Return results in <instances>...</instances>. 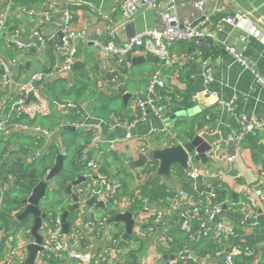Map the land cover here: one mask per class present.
Wrapping results in <instances>:
<instances>
[{
  "label": "crops",
  "instance_id": "crops-1",
  "mask_svg": "<svg viewBox=\"0 0 264 264\" xmlns=\"http://www.w3.org/2000/svg\"><path fill=\"white\" fill-rule=\"evenodd\" d=\"M155 1L158 4L157 8L144 6L133 19L126 21L120 10L121 0H37L38 3L35 5H30L28 0H15L14 10L7 15L8 28L6 38L0 42V57L7 61L15 60L11 63L10 71L14 80L29 81L36 71L48 70L61 61L53 43L61 38L60 28L66 21V11H70L72 15L73 29L86 30L90 38H98L102 42L113 37L115 41L124 44L131 36L145 28L164 27L159 11L165 8L166 0ZM196 1L176 0L182 23L198 24L202 20V14L195 6ZM205 1L207 12L211 16L207 30L212 32V39L217 48L207 58H204L199 50L191 51L193 43L183 40L176 42L171 48V53L177 61L172 65H162L156 56L147 53L144 48L140 54L128 57L124 64L119 65L107 59L98 45L90 39L82 41L79 43L77 61L70 77H74L73 85L81 87L87 97L78 103L71 99L67 100L76 104L73 109L75 111L69 110L66 113L70 117L62 118L61 124L52 130L54 135L51 138L46 137V143L42 148H38L37 143L33 141L29 143L24 137L14 136L12 133L20 130L15 125H11L8 130L0 131V143L7 144L13 137L8 145L13 149L11 153L7 152L4 155L6 160L19 158L22 163L27 164L38 155L37 152H45L48 149L47 145L52 141L56 142L59 154L65 155L63 173L49 181L48 192H52L53 199L56 198L67 207L69 229L83 220L94 221L95 227L85 230L79 240L73 243L71 254L67 258L69 262L58 258L65 262L64 264H84L82 254L89 255V260L85 264H97L104 254L106 239L110 236L118 239L121 236V241H127L126 244H122L124 254L130 247L138 248L140 259L146 264H223L222 254L234 245L256 250L257 256L244 258V263L264 264V199H262L264 130L247 134L240 145L232 142L224 144L215 156H212L213 153L210 151L206 152V157L202 159L196 157L197 152H194L196 165L202 174L197 180L195 190L197 196L190 195L184 201L178 200V193L183 184L186 181L188 183L187 169L174 164L171 167V174L166 176L158 172L161 165L159 159H148L141 167L134 165L140 153L149 154L155 149L176 145L179 142L185 143L188 138L193 141L200 137L202 144L213 147L228 135L241 131L238 121L241 114L250 119L264 117V88L258 83L254 71L255 69L264 75V0ZM31 8L37 11L40 8L45 9L51 18L50 21L40 24L39 15L27 12ZM236 14L245 17L228 20L230 16ZM38 26L49 42L45 52L39 53L34 48L23 51L9 45L8 40L12 31L20 29L19 36L22 39L32 40L33 31ZM228 45L234 46L247 60L254 63V68H245L227 49ZM136 58L140 60L132 61ZM205 60L209 62L215 77L214 82L208 86L211 91L208 94L203 92L206 87L202 75L200 76ZM157 70H161L162 78L167 84L164 88L189 93L193 102L191 107L182 110L186 113L176 120L173 119L171 124L166 122L172 114H176L171 110V105L163 116L159 117L149 111L145 118L135 105L138 97L144 95L146 97L149 94L151 77ZM82 72L85 73L83 76ZM15 94L14 85H9L4 90L0 87V116L8 111L6 105ZM113 94H118V98L111 102L114 105L109 108L108 113L97 116L90 111L99 106L94 102L95 95L106 97ZM57 102L56 108L63 113ZM118 112L119 115H126L131 120L115 117ZM72 115L79 119H73ZM136 119L139 121L131 129L133 137L128 142L118 145L115 150L106 148L102 159L105 173L122 185L119 197L104 205L98 200L89 204L88 201L92 197L86 198L81 209L72 210L74 200L65 190L69 183L84 174L81 170L80 174L73 178L75 171L72 170V164L68 159V165L65 164L68 146L64 141L66 137L74 134H85L88 131L93 133L94 130L77 129L71 123L85 120L94 124L101 123L103 137L108 139L124 135L126 132L125 127L114 125L115 121L130 124ZM178 121L185 122L183 128L177 125ZM200 124L202 125L199 126ZM44 127L48 128L45 125ZM188 128L195 131L193 137L186 133ZM201 143L199 145H202ZM108 152H113L107 155L109 159L105 157ZM229 157H233L232 160H229ZM55 161L56 158L54 164ZM147 166L148 168H145ZM151 168L154 170L150 171ZM178 168L183 169L182 174H186V179L178 175ZM3 171L4 169L0 168V174H6ZM64 172L66 176L63 175ZM146 172L152 173V178L143 181L140 174ZM1 177L0 175L2 185ZM79 189L80 186L73 187L76 193ZM249 189L252 192H247ZM186 191L191 194L189 190ZM210 191L217 194L215 198L209 196ZM193 197L223 203L219 219L229 223L235 230V235L219 244L223 251L221 255L217 252L215 255L206 252L196 254L191 248L189 250L188 246L178 251L173 249L176 242L172 233L178 235L179 232L177 228L171 230L168 220L176 213H179V216L181 214L179 219H183L185 212L192 206L191 202L195 201ZM176 202L179 204L175 205ZM126 211H132L135 219L133 240L130 243L124 238L125 223L108 220L112 215ZM33 221L34 218L23 227L16 228H11L9 224L10 233L0 236V256L7 253L11 247L20 246L10 264H21L26 260L27 245L34 241L30 231ZM40 233L44 238V225ZM184 249H188L189 252L183 253ZM172 255L175 257L172 258ZM60 262L58 260V264ZM36 263L51 264L45 262L40 255Z\"/></svg>",
  "mask_w": 264,
  "mask_h": 264
},
{
  "label": "built area",
  "instance_id": "built-area-1",
  "mask_svg": "<svg viewBox=\"0 0 264 264\" xmlns=\"http://www.w3.org/2000/svg\"><path fill=\"white\" fill-rule=\"evenodd\" d=\"M120 6L123 18L128 21L133 19L142 7L149 6L157 8L158 4L155 0H121ZM195 6L200 10L202 20L198 24L182 23L179 19L176 0H166L165 8L159 11L164 27L162 29L145 28L131 36L124 44L115 41L113 37L107 38L102 42L98 38H90L86 30L73 29L71 27L72 15L70 11H66V21L60 28V43L55 46L57 54L61 57V61L58 65L48 70L40 69L32 74L29 81L22 82L14 80L10 74L11 63H14L15 60L7 61L0 57L1 90L6 89L9 85H14L16 87L15 96L10 99L6 105L8 111L0 116V131L8 130L11 125H15L26 133L42 134L48 138L54 135L52 130L40 124L30 125L27 122H12L11 118L13 116H23L27 119H35L37 117L49 116L52 113L51 102L43 94L42 86L45 82L70 77L77 61L79 43L82 41L90 39L98 45L107 59L119 65L124 64L128 57L140 54L142 48H144L147 53L156 56L161 61L162 65L167 66L177 62L171 53V48L176 42L183 40L194 41L196 45H201L205 39H212L213 37L212 32L207 30V24L211 22V16L210 13L207 12L206 1L197 0ZM14 7L15 0H0V42L6 38V31L8 28L7 15L14 10ZM27 12L32 15H39L40 24L49 22L51 19L43 8H40L39 11L31 8ZM244 17L245 16L242 14H236L233 17L230 16L228 20L232 21L234 18L243 19ZM19 34L20 29L12 31L11 38L8 40L10 46H14L23 51L34 48L39 53H43L48 49V39L40 26L34 29L32 40L22 39ZM226 47L245 68H254V63L247 60L234 46L228 45ZM180 63L183 64L182 61ZM254 71L258 83L264 88V75H261L255 69ZM201 75L206 87L203 92L204 94H208L211 92L208 86L214 82L215 77L207 60L203 62ZM166 86L167 84L162 78L161 70L155 71L151 77L148 89L149 94L146 97H138L135 100V105L142 111L143 118L147 116L149 111L159 117L166 113L167 108L171 105V97H167V103H162V96L158 90ZM30 93H33L34 98L28 101L27 98ZM226 105L230 106L229 103H226ZM57 106L60 107L63 113H67L69 110L71 111L74 109L76 104L66 100L65 102H57ZM138 121L139 120L136 119L130 124H123L119 121H115L114 125L125 127L126 132L124 135L108 139L103 137L101 123L94 124L88 120L71 123V125L77 129L87 128L94 130L91 142L82 150V159L85 162V168L87 170L84 174L86 177L85 182L87 183V189L90 191V194L89 197L86 196L84 198H80L79 196L80 201L86 198L96 197L98 201L107 203L119 197L122 185L120 182L112 180L102 170V159L106 148L107 150H115L118 145L128 142L133 137L131 129L135 127ZM238 121L241 125V131L236 134H230L227 138L214 144L213 147L211 146L210 151L213 153L212 156H215L217 152L221 151L224 144L232 142L236 145H240L247 134H254L264 130V117L261 119H250L245 114H241L238 116ZM179 143L181 144V142ZM37 154L39 155L40 153L37 152ZM232 158L233 157H229L228 159L232 160ZM187 163V180L191 183L193 188L196 189L197 180L202 172L199 166L196 165L194 154H189ZM0 191L3 193V186L1 184ZM247 192L252 191L249 189ZM178 195L179 201H184L189 197L188 193L183 189H179ZM216 195L214 191L209 192L211 198H215ZM262 199H264L263 195ZM177 204L179 203L176 202L175 205ZM191 205V208L189 211L185 212L186 214L180 222L181 230L190 233L191 240L199 242L213 236L215 240L221 244L235 235L233 227L226 221L219 219L223 203L218 201L211 202L210 199L205 201L200 199L199 201H192ZM195 220L199 221V228L193 231L192 221ZM44 222L45 234L42 243L43 251L40 252L39 255L41 257H43V255H53L66 260V262H69L67 258L71 254L73 243L79 240L85 230L95 227L94 221L83 220V222L77 223L66 233L63 231L62 217L56 216ZM4 235H6V231L0 229V236L3 237ZM123 250V246L120 245V239L112 236L108 237L106 239L104 254L102 258L97 261V264L123 263ZM183 251V253L189 252L188 249H184ZM17 252L15 248L11 247L3 260L0 261V264H10ZM222 252L223 251L220 250L217 254L221 255ZM222 256L223 264H246L243 262V259L255 258L257 252L251 247L234 245L231 246L229 250L225 251ZM82 257V259H84V264L87 263L89 255L82 254ZM141 264H146L143 259Z\"/></svg>",
  "mask_w": 264,
  "mask_h": 264
},
{
  "label": "trees",
  "instance_id": "trees-1",
  "mask_svg": "<svg viewBox=\"0 0 264 264\" xmlns=\"http://www.w3.org/2000/svg\"><path fill=\"white\" fill-rule=\"evenodd\" d=\"M28 3L30 5L37 4V0H28ZM190 43H193L191 45V51L199 50L202 53V56L204 58H207L211 53L215 52L217 50L216 44L213 42L212 39H205L201 45H196L194 41H188ZM58 43H60V40L54 41V46H56ZM53 47V46H52ZM200 71V76H201ZM85 73L82 72V76ZM203 79V78H202ZM74 77H68V78H59L54 81L45 82L42 86V92L43 94L50 100L52 105V113L49 116L46 117H37L35 119H27L26 117H16L13 116L11 118L12 122H27L30 125L33 124H40L42 126H47L50 130H53L56 126L61 124L63 117H68L66 113L60 112L56 108V102L62 101L63 99L66 101L68 99L74 100L75 103L80 102L81 100H84L87 95L82 90L81 87H78L77 84L73 85ZM160 95L162 96V102L167 103V97H171V110L175 111V113H178L182 110H185L192 106V99L189 93H179L168 89V88H159ZM145 96V95H144ZM141 96V97H144ZM94 102H97V107H94L90 109V111L97 116H103L104 114L108 113V110L110 107H112V101L116 100L118 98V94H113L109 96H94ZM107 105V106H106ZM54 108V110H53ZM73 110V109H72ZM71 110V111H72ZM75 111V110H73ZM81 113V112H80ZM120 112L116 113L115 117H121L122 119L131 120V118H128L126 115H119ZM16 117V118H15ZM70 117V116H69ZM73 119H79L76 118V116H71ZM14 118V119H13ZM179 118V117H177ZM176 118V119H177ZM61 119V121H60ZM175 119V120H176ZM82 120V118L80 119ZM177 125L181 128H183V125H185V122L178 121ZM200 124L199 126H201ZM70 133V131H67ZM186 133L193 137L195 135V131L192 128H188ZM14 136L18 138H26L28 140L33 141L34 143H37L38 148H42V145L46 143V137L42 134H36V133H26L25 131L19 130L17 132L12 133ZM93 133L91 131L86 132L85 134H74V136L66 137L64 144L68 146L67 148V155H66V161L67 159L72 164V170L75 171L73 178H76V174H80L79 171L85 174L87 172L85 168V162L82 159V150L88 146V144L91 142ZM13 139V137H11ZM12 139L9 140V143L12 142ZM5 143V142H4ZM0 143V168L4 169V173L6 174H0L3 177L2 185H3V193L0 191V229H4L6 233H10V218L15 217L20 211L24 209L26 206V199L32 192L34 186L42 179H44L48 173V171L52 168L54 164V159L59 154V149L56 147V142L52 141L47 145V148L45 152H40L39 155H35L30 162L27 164L22 163L21 159L13 160V159H5L4 155L9 152L11 153L13 148H9V143L4 144ZM48 143V142H47ZM113 153L108 152L106 153L105 157L107 158V155ZM104 157V159H105ZM109 159V158H107ZM26 163V162H25ZM69 162H67L68 165ZM66 164V163H65ZM66 167V166H65ZM71 169V168H70ZM104 168H102L103 170ZM179 169V170H178ZM177 172L179 176H183V179H186V174H182L184 172L183 169L178 168ZM104 171V170H103ZM105 172V171H104ZM81 176V175H80ZM1 177V178H2ZM79 177V176H78ZM178 177V176H177ZM66 180V179H64ZM84 183L80 185V189L78 192V195L80 198H84L90 194V191H88L87 188L83 186ZM184 186L181 188H185L186 190H189L191 194H189L185 189L188 196H197L193 186L191 183L186 181ZM79 187V186H78ZM47 197L42 201L41 208L46 213V218L44 221L50 220L52 218H55L56 216L62 217V214L65 212L67 207L65 204L59 200L53 199L52 192H48L47 190ZM195 201H199L200 199L194 198ZM188 209V208H187ZM185 210V209H184ZM184 213V212H183ZM181 214L179 216V213H176L172 218L170 217V221L168 220V226L170 224V228H177L179 234H173V237L175 239L176 244L173 246L174 250H180L184 246H188L189 250L195 251L196 254H201L203 252L214 254L221 250L219 243L215 240L213 236H210L208 238L203 239L202 241L195 242L191 240L190 233L185 232L181 230L180 228V221H182ZM33 219V216H28L18 227H23L24 225L28 224L30 220ZM198 220L192 221V228L193 231L198 230ZM179 224V225H178ZM178 225V227H177ZM72 227L70 228V230ZM120 239V245L126 244L125 241H121ZM128 242L130 243L131 240H133V237L130 236L128 239ZM129 243L127 246H129ZM123 246V245H122ZM126 246V245H125ZM124 247V246H123ZM220 249V250H219ZM7 253L0 256V261L3 260V258L6 256ZM215 255V254H214ZM42 259L45 262H50L51 264H58V260L60 264H64L62 260L58 259V257H55L53 255L47 256L43 255ZM140 259V250L138 248H132L130 247L124 254L123 263L121 264H136L137 261ZM66 261V260H65Z\"/></svg>",
  "mask_w": 264,
  "mask_h": 264
},
{
  "label": "water",
  "instance_id": "water-1",
  "mask_svg": "<svg viewBox=\"0 0 264 264\" xmlns=\"http://www.w3.org/2000/svg\"><path fill=\"white\" fill-rule=\"evenodd\" d=\"M140 59H134L132 61L137 62ZM129 95H125L127 97ZM33 93L28 95L27 100L33 99ZM186 112L180 111L176 114H172L166 122L171 124L173 119L182 116ZM201 138L196 137L193 141L188 138V141L185 143L173 144L162 149H155L151 151L149 154L140 153L138 160L134 162L136 166H143L146 164L148 159H159L160 160V168L159 174L169 176L171 174V167L174 164H179L184 169L188 167V156L189 154H193L197 152L196 157L204 159L206 157V152H209L211 149V145L209 144H202ZM201 143L202 145H199ZM64 154H58L56 156V161L54 166L48 171L46 177L40 180L33 188L32 192L26 199V206L22 211H20L15 217L10 218L11 228H16L19 226L28 216H33L34 221L31 226V234L34 236V241L27 245L28 255L24 262L21 264H37L36 260L39 256V253L43 251L42 243L44 241L43 236L41 235L40 231L43 225V222L46 218V213L41 208L42 201L47 197V190L49 186V181L56 178L62 172L64 167ZM86 177L84 175L79 176L77 179L73 180L69 183L66 187L65 192L70 193L74 200V204L72 206V210L78 209L80 207V200L79 195L75 191H73L74 186H80L84 183ZM97 201L96 197H92L89 204L94 203ZM101 205H104L103 202L100 201ZM67 215L68 211L66 210L62 214V221H63V231H69V224L67 222ZM109 222L113 221H122L125 223V235L124 238L128 239L132 236L135 226V219L134 213L132 211H126L123 213H117L112 215L109 219ZM172 258L175 256L172 255ZM142 259H139L136 264H141Z\"/></svg>",
  "mask_w": 264,
  "mask_h": 264
},
{
  "label": "rangeland",
  "instance_id": "rangeland-1",
  "mask_svg": "<svg viewBox=\"0 0 264 264\" xmlns=\"http://www.w3.org/2000/svg\"><path fill=\"white\" fill-rule=\"evenodd\" d=\"M32 141L31 140H29V143H31ZM66 165H67V161H66ZM145 168H148V166L147 167H145ZM67 169V168H66ZM154 170V168H151L150 169V171H153ZM148 171H149V169H148ZM63 173V172H62ZM61 173V174H62ZM60 174V175H61ZM64 176H66V174H65V172H64V174H63ZM140 177L142 178V180L144 181V180H146V179H148V178H152V173H145V174H140ZM85 188H87V183H85L84 185H83ZM82 205H83V200H81L80 201V207L77 209V210H79V209H81L82 208ZM17 247H19L20 248V246H17ZM19 248H15V250L16 251H18V250H20ZM16 255V254H15ZM15 255H14V257H15Z\"/></svg>",
  "mask_w": 264,
  "mask_h": 264
}]
</instances>
